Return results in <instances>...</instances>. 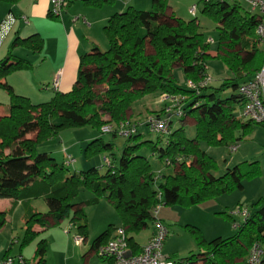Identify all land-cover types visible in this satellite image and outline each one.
<instances>
[{"label": "trees", "instance_id": "trees-1", "mask_svg": "<svg viewBox=\"0 0 264 264\" xmlns=\"http://www.w3.org/2000/svg\"><path fill=\"white\" fill-rule=\"evenodd\" d=\"M74 1L70 0V4ZM82 2L101 8L113 4L114 0ZM167 9L166 0H156L150 12L129 7L113 15L104 27L109 49L102 52L95 48L92 53L83 55L72 91L56 92L49 102L33 104L29 98L16 94L12 87L0 82L10 95L7 114L0 118V200L12 201L8 210L0 211V231L21 203L25 211L21 248L38 234L35 226L43 229L55 226L71 218V213L74 214L71 224L86 235V215L72 202L80 188L91 190L97 198H106L119 212L121 227L130 234L146 229L150 221H157L154 209L160 203L159 193L162 204L192 207L243 190L245 178L260 174L255 162L240 164L224 176L215 177L217 163L201 149L202 143L209 147L239 145L255 126H264L244 121L239 116L245 105L239 87L252 80L264 63V49L256 35L257 17L249 13L242 15L240 7L228 3L204 5L203 14L216 22L220 32L216 58L233 75L220 88H213L210 83L200 85L209 77L207 60L211 58V44L201 33L197 17L185 21L174 14L167 16ZM42 44L43 40L34 35L18 39L14 46L41 51ZM26 63L17 59L13 64H1L0 80L26 68ZM177 69L183 71L187 88L177 83ZM188 82L196 87L190 88ZM227 90L231 95L222 98L221 94ZM151 95L176 97L181 102L170 115L166 112L167 105L152 113L144 126L158 135L157 141L126 146L119 161L111 143H105L102 137L91 142L85 151L87 156L109 155L103 160L108 169L106 174L91 168L72 175L68 169L75 161L66 164L72 158L65 156L61 165L51 155L38 152L41 145L70 128L91 127L103 136L106 135L103 128L111 127L108 134L114 137L138 140L142 137L141 125L132 121V105ZM174 117L183 125L185 118L193 119L196 137L188 139L183 127L174 130ZM150 119H167L171 135L153 132ZM127 124L132 132L124 136L123 130L127 129L123 126ZM30 133L36 134L35 139H27ZM143 145L148 146L154 156L166 159V166L174 167V174L155 173L149 161L138 153ZM5 149H10L9 156L4 155ZM160 178L164 182L154 189ZM38 199L48 204L49 212L43 214L33 207V201ZM112 228L97 240L95 248L110 239L116 229ZM192 233L199 253L188 261L203 257L205 264H234L247 259L254 244H264V207L250 212L237 234L226 240L218 238L207 242L195 227ZM130 243L135 253L141 251L131 237ZM46 247L45 241L38 243L37 264H46ZM8 255L7 252L3 260ZM24 262L27 264L25 259Z\"/></svg>", "mask_w": 264, "mask_h": 264}, {"label": "rangeland", "instance_id": "rangeland-1", "mask_svg": "<svg viewBox=\"0 0 264 264\" xmlns=\"http://www.w3.org/2000/svg\"><path fill=\"white\" fill-rule=\"evenodd\" d=\"M196 5L198 8L197 21L200 31L207 42L209 40L213 41L210 46V52L215 53L218 50L220 39L217 24L211 17L203 14L204 4L196 0ZM240 8L242 15L250 11V7L246 3H241ZM151 10V7L142 9L145 12H150ZM106 41L107 45L102 44L99 47L102 52H106L109 49V42L108 40ZM207 68L211 78L210 87L220 88L227 79L233 78L227 66L218 58L208 59ZM177 73L178 70L175 71L177 83L181 88H187V81L181 80V77H178ZM102 89L99 88V90ZM231 93L230 90H227L221 94V97L226 98ZM0 95L5 96L7 92L3 89L0 91ZM35 95L38 96L37 91L33 95V98L34 102L39 104L49 102L54 96L45 99ZM8 97L10 98V95ZM143 99L133 104L134 112L137 113V116L135 115L132 121L141 125L140 133L142 134V137L136 141H128L123 136L114 137L111 134L101 136L98 131L91 127H82L65 129L58 136L45 142L40 147L45 146L46 152L50 153L61 165L64 163L65 156L72 158L75 163L68 169L72 175L91 168H97L104 175L108 169L104 167L103 160L104 157L109 156L108 153H100L93 156H87L85 153L88 145L94 140L102 137L105 143H111L114 147L113 153L116 155L118 161L126 146L137 145L144 141H157L158 135L150 133L147 127L144 126L149 111L154 112L156 107L153 103L150 104ZM42 100L44 101L42 102ZM0 106L8 108L10 102L8 105ZM239 116L241 117V113H239ZM241 119L244 120L242 117ZM181 127L184 128L185 136L188 139L196 137V127L194 125L190 123L183 125L180 122L177 124L174 121V130H178ZM254 128L255 130L250 135L243 137L239 144L240 147L236 152H231L230 147H209L204 143L201 144V149L217 163L218 168L213 173L215 177L224 176L229 169L240 164L255 162H257L260 168V174L256 177L245 178L244 190L233 191L192 207L179 204H163L157 220H160L169 232L163 245L162 252L164 256L176 258L175 260H188L194 254L197 255L199 253L196 238L192 233L194 227L199 229L201 235L208 241H213L219 237L226 240L237 234L238 231H235L233 228L235 223L239 225L244 223L245 217L242 213L245 210L256 212L261 209V206L264 207V128L261 130L257 126ZM35 136V133H30L27 135V139H35ZM138 153L149 161L155 173L161 172L164 176L174 174V167L166 166V159L162 160L154 156L148 146L143 145L140 147ZM4 155L9 156L10 149H5ZM163 182L164 179L160 178L157 181V185L153 188L157 189ZM95 199L97 201L93 203L92 201ZM72 202L73 205L82 208L86 215L88 226L86 235L81 234L78 226L71 224L74 215L71 213V218H66L55 226L45 229L39 227L38 230H35L38 234L31 243L21 248L24 236L21 231L22 221L17 218L16 214L13 228L9 226L8 232L14 233V237L19 236V241L16 244L14 243V237H10L7 231L4 234L0 232V237H2L0 240V264H2L1 260L7 252L8 256L15 260L14 264H19V258H24L27 264H37L38 260L35 261V257L37 245L40 241L46 242V264H103L102 260L94 252L95 244L111 226L113 228H120L122 226L120 214L106 198H97L91 190L86 188H80ZM33 207L43 214L50 210L44 200L35 201ZM155 222L150 221L148 227L141 232H130V237L134 239L136 244L144 247L147 244V238L155 227ZM262 246L264 248V244Z\"/></svg>", "mask_w": 264, "mask_h": 264}, {"label": "crops", "instance_id": "crops-1", "mask_svg": "<svg viewBox=\"0 0 264 264\" xmlns=\"http://www.w3.org/2000/svg\"><path fill=\"white\" fill-rule=\"evenodd\" d=\"M155 1L156 0H129L125 2L122 0H114L113 4L105 5L101 8H94L87 6L82 0H76L63 11L62 17L57 19L50 16L51 0H0V24L10 14L14 15L17 19L4 40L2 47H0V65L3 64L4 61H8V64H13L17 59L25 60L28 65L26 68L11 73L6 78L0 80V82L12 87L16 94L29 98L33 104H39L34 102L33 95L36 91L38 96L45 99L55 95L56 92L52 90L50 86L57 73H61L60 89L58 92L63 94L71 92L78 80L81 57L85 54L92 53L95 48L101 50L99 47L102 44L107 45L104 27L107 25L109 19L117 13L126 11L129 7H133L139 11L146 9V7H151V9H153ZM166 1L168 4V9L166 11L167 16L174 14L185 21L193 19L190 14V9L196 5V0ZM23 17L28 19L29 25L24 22ZM34 35H38L43 40L41 51H33L32 49L20 45L14 46L18 39H27ZM209 54L211 58H216L218 50L215 53L210 52ZM177 75L181 77V80H186L183 71L178 70ZM45 86L49 88L44 89ZM3 89L7 92V95H0V105L4 106L9 104L10 98L8 97L9 94L6 88L0 86V91ZM143 100H146L150 104L153 103L156 107L154 112L149 111L148 117L154 115L152 113L160 111L164 105H167V107L171 105L164 96L151 95L144 97ZM43 101L44 100H42V102ZM133 107L134 105H132V111L130 113L132 119L135 115L137 116ZM143 110L145 111V109ZM7 111L8 108L0 106V118L6 116ZM172 119L173 121H180L177 117ZM180 123L183 124V122ZM184 123L195 125L194 120L189 117L185 118ZM257 127L259 130L264 128V126ZM254 130L255 128H253V131ZM44 147L45 146L39 147L38 152L48 154ZM35 201L37 200H34L32 204H34ZM11 205V200H0V211L4 212L8 210ZM24 212L23 205L19 203L14 214L8 218L7 224L1 229V234H4L5 231L8 232L9 226L13 228L16 214L17 218L22 221L21 231L22 234H24ZM248 213L250 214L249 211ZM38 229L39 226H35L34 230ZM234 230L238 231L239 228ZM155 232L156 226L151 235L147 238L146 243ZM8 235L10 237L15 236V234L10 231ZM1 238L2 237H0V240ZM219 238L222 239L221 237ZM204 239L206 240L205 237ZM17 241H19V236L14 237V243L17 244ZM206 241L211 242L208 240ZM138 247L140 249L142 248L140 245H138ZM169 258L173 260L176 259L172 257ZM102 263L106 264L103 260ZM193 263L205 264V259L199 257L193 261ZM234 264H247V259L237 260Z\"/></svg>", "mask_w": 264, "mask_h": 264}, {"label": "built area", "instance_id": "built-area-1", "mask_svg": "<svg viewBox=\"0 0 264 264\" xmlns=\"http://www.w3.org/2000/svg\"><path fill=\"white\" fill-rule=\"evenodd\" d=\"M129 1V0H122ZM202 4H216V3H228L230 5L240 7L241 3H246L250 7L248 12L250 15L256 16L258 20V25L256 27V35L258 40L264 49V0H199ZM70 5V0H51V10L50 16L54 18H61L63 11H65ZM198 8L193 6L190 9V14L193 18L197 17ZM16 17L12 14L8 15L6 19L0 24V47L9 32L16 23ZM24 22L29 25V21L26 17H23ZM209 44H212L213 41L209 40ZM60 77L61 73H57L55 79L53 80L50 88L55 92H58L60 89ZM211 82L210 76L200 85L207 86ZM190 88H195L196 86L192 82H188ZM49 87L45 86L44 89ZM239 93L245 100L244 108L241 111V117L245 121H251L257 125H264V63L255 75V77L242 84L239 87ZM171 105L167 107L166 112L173 113L175 108H178L181 100L176 97L164 96ZM151 124V129L153 132L169 136L172 133V128L169 125L167 119H150L148 121ZM127 130H123V135H129L132 130H130L129 125H124ZM112 131L111 127L103 128V132L108 134ZM239 149V145H234L230 147L231 152H236ZM105 162H108L105 159ZM74 160L68 159L66 164H72ZM160 203L154 209L155 217H158L159 211L162 207V195L158 194ZM241 213V211H240ZM242 215L245 219L249 216L247 210H245ZM156 232L148 240L147 244L141 248L139 253H135L131 243H130V234L124 227L116 228L106 243L99 244L95 248L96 255L103 260L106 264H194L191 261L184 260H173L169 257L164 256L162 250L163 245L169 235L167 227L160 221L155 222ZM240 226L236 224L233 226L234 229H238ZM19 264H25L24 258H19ZM15 260L11 257H7L3 260L2 264H14ZM247 264H264V248L261 244L257 243L252 246L247 257Z\"/></svg>", "mask_w": 264, "mask_h": 264}, {"label": "water", "instance_id": "water-1", "mask_svg": "<svg viewBox=\"0 0 264 264\" xmlns=\"http://www.w3.org/2000/svg\"><path fill=\"white\" fill-rule=\"evenodd\" d=\"M8 61H4L3 66L7 64Z\"/></svg>", "mask_w": 264, "mask_h": 264}]
</instances>
